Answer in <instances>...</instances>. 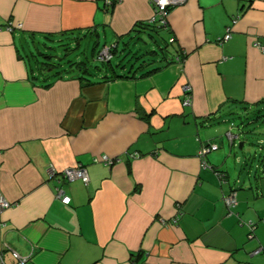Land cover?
I'll return each instance as SVG.
<instances>
[{
	"label": "crops",
	"instance_id": "1",
	"mask_svg": "<svg viewBox=\"0 0 264 264\" xmlns=\"http://www.w3.org/2000/svg\"><path fill=\"white\" fill-rule=\"evenodd\" d=\"M115 1L0 0V264H264V0H187L163 34L174 62L144 79L82 87L35 56L40 39L112 44L153 17ZM78 166L87 186L61 175Z\"/></svg>",
	"mask_w": 264,
	"mask_h": 264
},
{
	"label": "trees",
	"instance_id": "2",
	"mask_svg": "<svg viewBox=\"0 0 264 264\" xmlns=\"http://www.w3.org/2000/svg\"><path fill=\"white\" fill-rule=\"evenodd\" d=\"M105 3L104 10H107L111 7H115L116 6V1L114 0L112 2V4H106L105 0H103ZM175 9V8H174ZM174 9H170L169 14L172 10ZM168 14V16H169ZM168 16L166 17L165 20V24L162 26H158L155 25L153 23L150 22H140L138 23V31L135 32V34L133 36L130 37L129 40H122V41H116L115 43L111 42L109 43V41H107L106 39V32H99V31H94V34L92 33V31H89L87 33H84L81 36H73L74 33H69L70 38L65 37L62 38L61 41H58V43H63L64 45H60V46H68V45H81L82 39L84 38H95L96 39V44L98 45L100 43L101 38H104V44H103V48L101 50V52H99L97 60L98 62H100L102 64V66H97L99 69H101L100 73L103 72V76L101 77V79L99 80H93L92 78V74L89 70H83L80 66V64L82 65L81 62L75 64L74 66H78L76 68L78 74L73 76V78L79 80V82L81 83L82 87H86V86H91V85H95V84H99L100 82H105V81H116V80H138V79H144V78H148L151 77L152 75L156 74L157 72L162 71L164 68H166L167 66H169L170 64H172L174 62V58L171 57L170 50L168 49L169 46H171L174 42L175 39L172 38L170 40V42H167L164 48H161L158 51H155L156 49H147L142 51V49H140L139 47L137 48H133L134 45L136 46V43H134L132 46H128L129 41L131 40H138L140 41L141 39H138L137 34H139L140 32H145L147 34V31H155L156 33L160 32V31H168L170 32V30L168 29ZM21 30V29H18ZM15 31V30H14ZM13 31V32H14ZM91 33V34H90ZM151 37V35H150ZM137 41V42H138ZM124 42V43H123ZM123 43V44H122ZM108 44V45H107ZM121 44V46L119 47V45ZM45 45V44H44ZM45 48L50 49L49 45H45ZM109 49L110 54L112 55V58L110 60H105V61H101L99 59L101 53L103 52V50L105 49ZM52 50H54L55 48L51 47ZM177 50V49H175ZM65 54L62 58H59L58 56H54L52 54H46V53H40L42 58L47 60V62H53V60L55 61H59L58 66H60V63L62 62V60L64 61L63 58H65L66 56L69 55V49L66 48L65 50ZM178 55H179V61L181 62V53L179 51H177ZM186 56V55H185ZM42 64H44L43 62H41ZM45 65V64H44ZM48 69H51L52 71H54V67H51L50 65H48ZM94 68V67H92ZM87 69V68H86ZM70 71V70H68ZM68 71L65 69L64 72ZM62 71L59 70H55L54 71V76H60L61 73H64ZM100 76V75H99ZM90 77V78H89ZM52 85V83H48L46 86H50Z\"/></svg>",
	"mask_w": 264,
	"mask_h": 264
},
{
	"label": "built area",
	"instance_id": "3",
	"mask_svg": "<svg viewBox=\"0 0 264 264\" xmlns=\"http://www.w3.org/2000/svg\"><path fill=\"white\" fill-rule=\"evenodd\" d=\"M114 0H105L106 4H112ZM187 0H149L152 9H153V17L152 19L149 21L150 23H153L155 25L158 26H162L165 24V20L166 17L169 14L170 9H174L177 8L181 5H183L184 3H186ZM235 23V22H234ZM22 28V24H15L14 22H9L6 25V30L9 32H13L15 29H21ZM231 39V27L228 28L227 33L223 36L217 39V43L218 44H222L223 42H226L228 40ZM256 47L260 48L257 44L255 45ZM262 50V48H261ZM112 58V55L110 54L109 49H105L103 50V52L101 53L99 59L101 61H105V60H110ZM184 94L186 95V99L184 101V104L190 105L191 104V88L189 86L184 87L183 89ZM218 150V145L216 144H210L208 147H204L200 153L199 156L200 157H205L208 155V153H210L211 151H217ZM95 163H99V162H103L106 164H111L113 163L112 160L104 155L102 157L99 158H95L94 159ZM204 166H206V164H203ZM50 175L52 177H55L57 175L56 171L51 168L49 171ZM63 179H65L68 182H74L77 180H81L86 186L89 183V176L87 174L86 169L82 168V167H73V168H68L65 169L62 173H61ZM58 198L62 200V202L64 204H69L71 201V198L66 196L64 191L59 189L58 190ZM226 204L228 205L229 208H234L237 205V199H236V193L232 192L230 194V196L227 197L226 199ZM1 208H6L9 206V203H7L6 201L2 200L1 201ZM164 224V222H162ZM250 233H249V238L252 239L254 237V233H253V225H250ZM15 259L17 260V264H26L28 262V259L26 258H22L20 257L17 253L13 254Z\"/></svg>",
	"mask_w": 264,
	"mask_h": 264
},
{
	"label": "rangeland",
	"instance_id": "4",
	"mask_svg": "<svg viewBox=\"0 0 264 264\" xmlns=\"http://www.w3.org/2000/svg\"><path fill=\"white\" fill-rule=\"evenodd\" d=\"M164 31L165 30H163L161 34L156 33L155 31H147L148 35L145 38V41L140 42L142 44L141 46H143L144 48L147 47L144 50H147L149 48L152 49V47H155V45L154 46L151 45V43L154 44V41L158 44V45H156L155 51L159 52V47L164 48L166 45V41L163 38ZM150 35H151V37L149 38ZM44 44L49 45L50 49L45 48ZM103 44H104V38L103 37L101 38L100 43L98 45L96 44L95 38L88 37L84 41H82L81 45H79V46L78 45H72V46L68 45L67 47L66 46H64V47L60 46V45H64V42L63 43H48V42H45V41L40 39L36 43V46H37L38 51H40L41 53L52 54L54 56H58L59 58H62L65 54L64 50L66 48L69 49V55L66 56L65 58H63L64 61L62 60V62L60 63V66H58V64H59L58 60L57 61L53 60V62L49 63V62H47V60L43 59L41 54L37 53L38 51H36L34 45H32L31 49L35 53V56H37L40 59V61L43 62L45 65H50L51 67H54L55 70H59L62 72H64L65 69L67 71L70 70V71H68V73L72 74V75L78 74V72L76 70V68L78 66L77 67L74 66V63L77 64V63L81 62L82 63V65L80 64L81 68L83 70H89L92 74L91 79L97 81L99 78L100 71H101V69H99L98 67L102 66V64L100 62H98L97 57H98L99 52H101V50L103 48ZM51 47H53L55 49L52 50ZM92 67H94V68H92ZM43 72H45V71H43ZM37 78L40 79L39 77H37ZM263 109L264 108H261L260 111L254 110L252 115L253 114H255V115H253V117H258V111H259V114L261 115V117L264 118V111H262ZM237 117L238 116H232L231 118L233 120H237ZM243 120H244L245 126H252V125L257 126L256 123L249 124V121L251 119H249L247 121L245 119H243ZM239 121H241V120H239ZM220 126H227V125L220 124ZM236 149H237V147H236ZM239 153H240V151H239Z\"/></svg>",
	"mask_w": 264,
	"mask_h": 264
},
{
	"label": "water",
	"instance_id": "5",
	"mask_svg": "<svg viewBox=\"0 0 264 264\" xmlns=\"http://www.w3.org/2000/svg\"><path fill=\"white\" fill-rule=\"evenodd\" d=\"M240 147L242 148V144L240 145Z\"/></svg>",
	"mask_w": 264,
	"mask_h": 264
}]
</instances>
